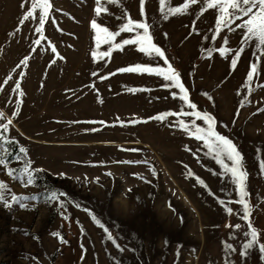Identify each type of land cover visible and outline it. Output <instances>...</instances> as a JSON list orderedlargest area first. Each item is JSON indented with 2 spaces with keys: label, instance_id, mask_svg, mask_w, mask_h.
Here are the masks:
<instances>
[{
  "label": "rangeland",
  "instance_id": "374dc122",
  "mask_svg": "<svg viewBox=\"0 0 264 264\" xmlns=\"http://www.w3.org/2000/svg\"><path fill=\"white\" fill-rule=\"evenodd\" d=\"M96 2L50 0L52 8L41 36L36 32L38 11L17 29L26 11L22 0H0V84L4 85L0 95L21 71L22 87L26 77L45 83L48 73L70 68L76 71L61 83H84L87 71L102 85L98 95L103 104L94 110L98 118L93 127L102 145H84L90 128L82 121L79 131L78 125L59 126L60 133L63 127L67 132L60 140L52 139L57 130L49 132L53 123L48 117H41L31 129L23 127L27 133L21 141L15 139L26 149L29 167L57 176L56 182L45 177L39 185L27 184L26 177L22 182L24 159H15L9 143L0 144V158L7 161V166L0 165V181L7 185L0 200V264H264L260 249L264 244V54L248 42L233 68L231 57L242 37L235 28L239 21L216 32L219 9L206 8L202 13L204 0L188 3L175 13L168 9L178 8L184 0H165L164 11L160 0H145L143 17L139 0H100L108 12L99 16ZM127 16L146 20L153 42L180 73L195 111L210 112L216 130L241 153V167L247 173L248 221L243 219L244 205L230 173L202 141L177 126L180 120L202 127L204 123L190 115L194 110L182 101L174 82L164 88L161 85L168 81L157 74L116 71L137 63L166 67L163 58L140 52L134 43L104 56L110 45H97L92 19L118 32L113 43H119L135 35L119 30ZM221 46L233 51L221 56L217 51ZM26 55V65L17 68ZM252 63L257 70L248 81ZM173 91L178 95L174 97ZM14 110L16 104H0L5 114L0 123ZM159 112L170 114L155 119ZM11 119L7 135L14 137L18 116ZM225 162L229 163L226 157ZM49 192L58 199L48 198ZM12 194L27 199L11 201ZM6 201L11 202L6 206ZM229 207L231 213L226 211ZM249 225L257 239L244 248L251 239Z\"/></svg>",
  "mask_w": 264,
  "mask_h": 264
},
{
  "label": "snow or ice",
  "instance_id": "6c2138e0",
  "mask_svg": "<svg viewBox=\"0 0 264 264\" xmlns=\"http://www.w3.org/2000/svg\"><path fill=\"white\" fill-rule=\"evenodd\" d=\"M109 3H117L118 0H107ZM165 0H160L161 4V11H164L163 5ZM188 3H195V0H184V4L180 5L178 8H169L168 12L175 13L178 11L184 10ZM140 4V16H145V0H139ZM22 8H26V11L22 13L21 19L17 24V29H19L20 25H23L27 19L33 18L34 13L37 11L39 12L38 16V26L36 27V32L39 33L41 36L42 27L45 24V19L49 15V10L52 8V4L50 0H31V5H28V0H22L21 3ZM216 7L219 9V14L216 16L215 20V30L216 32H220L222 27H228L232 25L233 21H239L235 24L236 29H240L242 31V37L240 41L239 48L235 50V54L231 57V66L235 68L238 64V58L241 56L242 51L244 50L245 44L248 42H254L256 48L261 54H264V0H204V7L200 8V11L203 13L206 8H213ZM95 12L97 16L101 14V12L107 13L108 8L104 7L100 0H97ZM167 19V16L164 17ZM243 18V19H241ZM91 26L93 29L96 30L97 35L95 37L97 45L107 43L110 46L108 47L107 52H104V56H108L113 48L120 49L124 45H129L134 43L140 52L146 53L149 56H156L159 58H163V64L166 67H161L160 64H156L152 66L151 64H129L127 67H119L116 69L117 72H139V73H149V74H157L159 76L164 77L168 83H163L161 86L164 88L170 87L171 83L174 82L176 89L179 90V94L181 95V99L184 103H186L192 111L190 113L193 117H199L203 120L204 126L202 127L200 124H196L194 121H184L180 120L178 125L180 128L184 129L188 132L190 136H194L197 140L202 141L203 144L206 146L209 154H214L216 160L219 164L223 166V168L230 173L231 178L235 181L236 191L240 194L239 203L244 205V215L243 219L245 221L249 220L248 215V207L247 201L244 199L245 196V189H244V181L247 173L241 167V153L237 150L236 145L233 141L227 136L222 135L219 131L216 130V118L207 111H195L196 105L193 104L188 97L187 90L185 89L184 84L181 82L180 73H178L172 65L169 63L168 58L165 55V51L158 46V44L153 42V36L150 32L149 24L146 20L142 19H133L131 16H127L124 23L119 25L120 31H127L130 33H135L134 36H131L129 39H121L119 43H113L114 38L119 34L118 32L110 31L108 27L98 23L96 19L91 20ZM232 31V28L228 29ZM164 35H167L165 33ZM216 39V36L212 37ZM40 41L37 40L36 43L38 44ZM227 43V41H225ZM53 52H56L55 47L52 48ZM218 53L223 56L226 53H230L233 49L221 46L218 50ZM209 55L212 53L209 52ZM57 55H59L57 53ZM93 58L97 57V52L93 50L92 52ZM29 57L26 55L20 61V65L17 66L19 68L21 65H26ZM257 70V64L252 63L250 65L249 70L247 71V80L251 81L254 73ZM11 75V74H9ZM24 73L21 71L19 73L20 77H23ZM93 76L96 73L92 74ZM108 75H112L111 72ZM101 80L105 79L102 75L99 77ZM7 82V81H5ZM4 85L0 84V88H3ZM14 88L17 92L20 93L21 97L23 94V90L21 88V81L20 79L15 80ZM130 91H136V89H130ZM172 95L175 97L178 95L176 91H173ZM211 99V97H209ZM21 99H16V110L11 112V117L7 119L6 122L0 123V144L7 145L10 141H15V137H9L7 135L9 131V125L12 123V117L17 116V112L20 108ZM169 112H159L156 114L155 119L164 120ZM5 114L0 111V116H4ZM174 115H181V113H174ZM184 115H188V113H184ZM144 119V118H141ZM147 119L151 120L153 117L149 116ZM117 122L123 124L125 121L118 120ZM129 124L137 123L136 120H129L127 121ZM19 153L27 155V151L23 146L19 147ZM225 157L229 163L225 162ZM16 160H21V155L15 156ZM0 165L7 166V161L4 158H0ZM31 165V160L28 159L25 162L24 167L21 169V181L26 177L27 184L31 185L35 182L36 176L34 173L37 171L34 168L29 167ZM261 167L264 168V163L261 164ZM8 172L10 174H14V169L8 167ZM155 174V172H153ZM191 174V173H190ZM59 175H65V173H59ZM197 180L201 185L205 184V181L199 177ZM7 188V185L0 181V200H4V192L3 190ZM27 199V197H23V194L17 196L16 194H12L11 201H16L18 199ZM48 198L52 200L58 199L57 194L54 192H49ZM34 199V197H33ZM11 201H6V206ZM221 204L224 203L223 200L220 201ZM24 205L21 204V207ZM79 206V205H77ZM227 212L231 213L233 211L232 208H227ZM95 219V217H93ZM96 223L99 224L100 221L96 220ZM238 228L239 225H236ZM250 228V236L251 239L246 241L244 248L251 247L253 242L257 239V232L255 228ZM107 231V229H105ZM248 235V233H246ZM231 248V245H229ZM244 248L241 249V255H244ZM261 251H264V244L260 245Z\"/></svg>",
  "mask_w": 264,
  "mask_h": 264
},
{
  "label": "crops",
  "instance_id": "0c3cea01",
  "mask_svg": "<svg viewBox=\"0 0 264 264\" xmlns=\"http://www.w3.org/2000/svg\"><path fill=\"white\" fill-rule=\"evenodd\" d=\"M75 71L76 69L70 68H63L57 72L52 71L46 75L47 81L45 83L33 80L32 77H26L21 87L23 90L22 97L14 88L15 80L19 79L20 76L12 78L11 84H8L3 90V94L0 95V104H16V99H21L20 110L17 112L18 119L14 122L17 130L14 135L16 141H21V137L27 133L22 131L23 127L31 129L33 125L39 124L38 121L41 117H48L49 122L53 123V126L50 125L49 127V132L57 130L52 135V139L60 140L62 135L67 132L64 127H67L68 124L70 126L78 125L79 131V122L82 121L84 124L82 126L89 125L86 127L90 128V131L87 130L89 133L84 139V145H102L100 143L102 139H96V133L93 129L98 118L94 110L103 107L102 96L98 95L102 91V85L95 83L94 79L90 75L88 76L87 71L84 75L88 77V80L84 83H79V80L72 81L71 84L61 83L68 80L72 72ZM73 108L77 110H72ZM59 126H64L63 133H60Z\"/></svg>",
  "mask_w": 264,
  "mask_h": 264
},
{
  "label": "trees",
  "instance_id": "16d2710c",
  "mask_svg": "<svg viewBox=\"0 0 264 264\" xmlns=\"http://www.w3.org/2000/svg\"><path fill=\"white\" fill-rule=\"evenodd\" d=\"M9 145L11 146V149H12L13 153H16L17 155L18 154L21 155L22 159H24L25 162L28 160L27 155L25 156L24 154L19 153V145H18V143L16 141H10ZM34 175L36 176L35 182L38 185L43 182L42 177H45L47 179V181H51L52 180V181L56 182V181L59 180V178L57 176L53 177L50 173H47V172L43 173V172L36 171L34 173ZM45 183L48 184V182H45Z\"/></svg>",
  "mask_w": 264,
  "mask_h": 264
}]
</instances>
